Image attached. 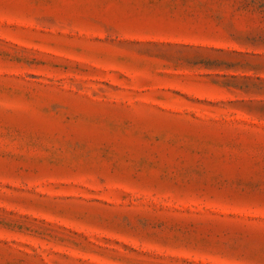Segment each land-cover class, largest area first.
<instances>
[{
    "label": "rangeland",
    "instance_id": "374dc122",
    "mask_svg": "<svg viewBox=\"0 0 264 264\" xmlns=\"http://www.w3.org/2000/svg\"><path fill=\"white\" fill-rule=\"evenodd\" d=\"M0 264H264V0H0Z\"/></svg>",
    "mask_w": 264,
    "mask_h": 264
}]
</instances>
